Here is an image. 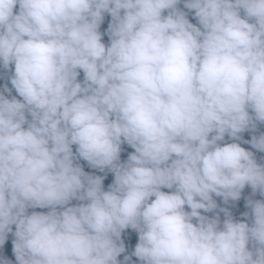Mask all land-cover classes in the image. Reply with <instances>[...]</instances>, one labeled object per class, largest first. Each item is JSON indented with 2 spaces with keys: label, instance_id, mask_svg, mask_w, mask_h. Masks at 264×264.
I'll return each mask as SVG.
<instances>
[{
  "label": "clouds",
  "instance_id": "9594fccd",
  "mask_svg": "<svg viewBox=\"0 0 264 264\" xmlns=\"http://www.w3.org/2000/svg\"><path fill=\"white\" fill-rule=\"evenodd\" d=\"M0 264H264V0H0Z\"/></svg>",
  "mask_w": 264,
  "mask_h": 264
}]
</instances>
